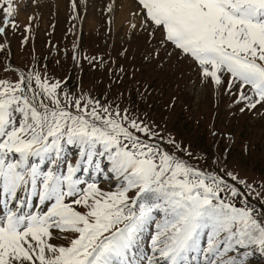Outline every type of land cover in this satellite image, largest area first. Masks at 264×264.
Instances as JSON below:
<instances>
[{
    "label": "snow or ice",
    "instance_id": "snow-or-ice-1",
    "mask_svg": "<svg viewBox=\"0 0 264 264\" xmlns=\"http://www.w3.org/2000/svg\"><path fill=\"white\" fill-rule=\"evenodd\" d=\"M135 3L141 23L131 27L152 46L147 58L226 88L241 112L264 107V0ZM14 12L0 0V35L18 27ZM16 71L0 79V264H251L264 255V209L246 180L196 166L148 113L71 90L47 66Z\"/></svg>",
    "mask_w": 264,
    "mask_h": 264
},
{
    "label": "rangeland",
    "instance_id": "rangeland-1",
    "mask_svg": "<svg viewBox=\"0 0 264 264\" xmlns=\"http://www.w3.org/2000/svg\"><path fill=\"white\" fill-rule=\"evenodd\" d=\"M13 2L12 19L18 27L0 35L5 45L0 50V79L15 80L16 70L47 66L48 74L66 78L71 90L107 96L134 114L148 113L192 153L196 166L221 173L226 169L251 184V204L264 209V107L241 112L244 105L234 103L226 88L200 83L191 69L175 76L166 60L147 58L152 46L139 27H131L141 23L134 16L135 0H75V10L73 0ZM28 25L30 31L25 30ZM92 57L96 59L90 63ZM76 153L69 146L68 155ZM33 207L40 210L38 198H33ZM153 231L150 226L142 234L145 257L151 255L147 250L151 252ZM249 259L264 264L258 252Z\"/></svg>",
    "mask_w": 264,
    "mask_h": 264
},
{
    "label": "bare ground",
    "instance_id": "bare-ground-1",
    "mask_svg": "<svg viewBox=\"0 0 264 264\" xmlns=\"http://www.w3.org/2000/svg\"><path fill=\"white\" fill-rule=\"evenodd\" d=\"M124 1H126V0H124ZM127 1H128V0H127ZM128 4H129V3H128ZM127 6H128V5H127ZM129 7H130V6H129ZM25 210H26V208H25ZM31 210H32V211H35V210H37V208H34V207H33ZM2 211H3V209H2V207H0V212H2ZM37 211H39V210H37ZM139 246H140V245H139ZM144 249H145V248H144V247H141V246H140V248H139V251H140V253H142L143 257H145L144 254H146V250H145V253L143 254ZM144 262H147L146 259H145ZM144 264H145V263H144Z\"/></svg>",
    "mask_w": 264,
    "mask_h": 264
}]
</instances>
